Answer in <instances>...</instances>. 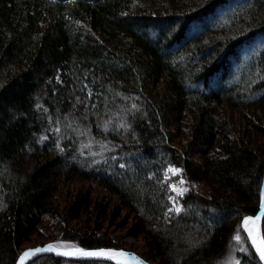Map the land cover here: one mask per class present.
Segmentation results:
<instances>
[{"label": "trees", "instance_id": "1", "mask_svg": "<svg viewBox=\"0 0 264 264\" xmlns=\"http://www.w3.org/2000/svg\"><path fill=\"white\" fill-rule=\"evenodd\" d=\"M260 111L264 0H0V264H15L45 219L86 250H125L102 233L108 221L128 224L153 263L260 264L241 227L259 208ZM168 166L188 186L179 213ZM90 180L117 202L79 187L60 213V187ZM88 215L93 226L62 221Z\"/></svg>", "mask_w": 264, "mask_h": 264}, {"label": "rangeland", "instance_id": "2", "mask_svg": "<svg viewBox=\"0 0 264 264\" xmlns=\"http://www.w3.org/2000/svg\"><path fill=\"white\" fill-rule=\"evenodd\" d=\"M258 47H259V43L252 45L244 54L241 55L239 60L241 61L245 60L247 55L255 51ZM237 69L238 68L236 66L231 67V70H233L234 72L232 73V76H231L232 79L231 77L228 78L229 80L227 81V83L230 84V82L234 80L235 74H236L235 70ZM225 114L228 118H230L233 124L238 126L240 129H242V126H243V129H244V123L242 122V120H239L237 119V117H235V114H236L235 112L233 113L227 109L225 110ZM257 114H258V118L262 121V123H264V112L263 113L261 112V116L259 112H257ZM244 131L247 132V129H245ZM248 134L250 133L248 132ZM250 139L252 141L251 144H253L252 145L253 149L257 150V152L259 153H263L264 152V138H261L259 136L258 137L252 136ZM180 143H183V140L179 139V141H177V144H180ZM169 168L178 169L177 167L168 166L164 171V177H165V173L167 172ZM168 175L170 176V179L168 180L165 179V180L167 182L168 191H169L170 209H173L172 211H170L169 209V211L172 213H177L174 211V209L177 207L180 208L179 200L186 193V191L183 193V195H177V193L171 191L170 185L175 184L177 185V187H180L183 189H187L188 186L186 182L184 181V179L182 178L181 170L179 174L177 175H173L171 173H168ZM181 179L184 181L183 184L179 183ZM79 187L85 190L90 189L91 194L93 196V200L103 199L105 203H110V204H114L117 202L116 197L113 194H111L106 188L100 185L98 181L90 180L87 183L80 184L79 186L78 184H74V183L64 184L63 186L60 187L61 190L59 191V194L56 196V201H55V205L57 206L60 213L62 210H64L68 206L69 202L71 201V198L74 196L75 191L78 190ZM199 189L204 190V188L200 186H199ZM121 219L122 217L119 219V221L117 220V222H120ZM62 221L65 225H68L70 227L84 228L87 226H93L94 219H93V216L88 215V216L81 218L79 221H75V222H67L66 218H63ZM98 224L102 228V233H108L109 235L112 236V238H115L120 243H123L124 246L126 247L125 248L126 251H132L140 256L142 254L147 255V251H146L143 241L139 239L135 240L128 236V231H127V229L129 228L128 224L125 225L123 229L116 227V224H111L108 221L107 222L100 221L98 222ZM38 234L31 238L30 243L25 245V249L33 248L36 246H41L45 243H52V244L58 245L59 242L67 245L68 247H78L75 243L67 242L61 239L57 221H51V220L45 219L43 221L42 226L39 228ZM146 261L149 262L150 260L146 259ZM149 263L158 264V262L153 263L151 261ZM228 263L232 264L230 262Z\"/></svg>", "mask_w": 264, "mask_h": 264}, {"label": "snow or ice", "instance_id": "3", "mask_svg": "<svg viewBox=\"0 0 264 264\" xmlns=\"http://www.w3.org/2000/svg\"><path fill=\"white\" fill-rule=\"evenodd\" d=\"M89 96H91V93H89ZM55 131L59 132L60 129L56 128ZM61 151H63V149H61ZM93 155H95V153H93ZM179 172H180L179 169L169 168L167 172L165 173V179L166 180L170 179V176L168 175V173L177 175L179 174ZM179 183L183 184L184 181L181 179ZM170 189L171 191L177 193V195H183V193L187 191V189L177 187V185L175 184L170 185ZM172 210L173 209H170V211ZM262 210H264V202H262ZM174 211L179 213L181 209L177 207L174 209ZM261 218L262 217L260 215H257L254 218L245 217L243 220L242 226H243L244 231L247 232L248 238L251 240V243L253 247L255 248L256 252L259 254L260 260L264 261V236H262L259 231V221L261 220ZM234 239L237 242H240L242 240V236L239 230L234 236ZM41 252H55L57 255H62V256L96 257V258H102V259L114 261L115 264H131V262L133 261H135V264H143V261L137 258L134 254H131V253H128L122 250L115 251V250L101 249L98 251H86L82 248L76 247V248H72L66 251H62L57 247L56 244H49L44 248H36V249H30V250L25 251L20 256V264H25L26 260L37 256V254ZM235 264H239V261H235Z\"/></svg>", "mask_w": 264, "mask_h": 264}, {"label": "water", "instance_id": "4", "mask_svg": "<svg viewBox=\"0 0 264 264\" xmlns=\"http://www.w3.org/2000/svg\"><path fill=\"white\" fill-rule=\"evenodd\" d=\"M262 202H264V173H263V179H262L261 190H260V200H259V208H258V211L253 216H247V217H253L254 218L257 215H260L262 217L261 220L259 221V231H260V234H261V224H262V221L264 219V210H262ZM243 220H242L241 227H242L243 232L245 233V236H246V238L248 240V243H249L251 249L253 250L254 254L256 255L257 259L259 260L260 264H264V261H261L260 260L259 254L256 252L255 248L253 247V245L251 243V240L248 238L247 233L243 229V226H242L243 225ZM49 244H52V243H45V244H43L41 246H36V247H33V248H26V249H24L20 253V255L18 256L15 264H20V256L25 251L30 250V249H36V248H44V247H46ZM72 248H76V247H69L68 249H65V250H63L62 248H59V249L62 250V251H66V250H69V249H72ZM101 249H103V250L121 251L120 249H111V248H100V249H90V250L84 249V250H86V251H98V250H101ZM122 251L131 253V254H134L137 258H139L141 261H143V264H150L148 261H146L145 259L141 258L139 255H137L136 253H134L132 251H126V250H122ZM42 256H53L55 258H61V259H66V260H70V261H77V262H106V263H110V264H115L114 261H110V260H106V259H102V258H96V257H80V256H62V255H57L55 252H41V253L37 254V256L32 257V258L26 260L25 261V264H29L32 261H34L35 259H37L39 257H42ZM131 264H135V261L131 262Z\"/></svg>", "mask_w": 264, "mask_h": 264}, {"label": "bare ground", "instance_id": "5", "mask_svg": "<svg viewBox=\"0 0 264 264\" xmlns=\"http://www.w3.org/2000/svg\"><path fill=\"white\" fill-rule=\"evenodd\" d=\"M246 232V231H245ZM247 233V232H246ZM59 246V247H58ZM58 248H62L63 250L68 249L69 247L61 242L58 243Z\"/></svg>", "mask_w": 264, "mask_h": 264}]
</instances>
